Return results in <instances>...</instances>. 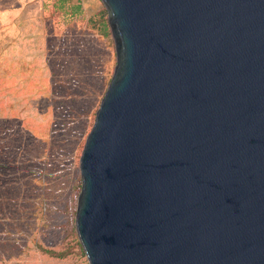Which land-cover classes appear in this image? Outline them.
I'll use <instances>...</instances> for the list:
<instances>
[{
    "label": "water",
    "instance_id": "obj_1",
    "mask_svg": "<svg viewBox=\"0 0 264 264\" xmlns=\"http://www.w3.org/2000/svg\"><path fill=\"white\" fill-rule=\"evenodd\" d=\"M116 63L80 157L89 264H264V0H100Z\"/></svg>",
    "mask_w": 264,
    "mask_h": 264
},
{
    "label": "rangeland",
    "instance_id": "obj_2",
    "mask_svg": "<svg viewBox=\"0 0 264 264\" xmlns=\"http://www.w3.org/2000/svg\"><path fill=\"white\" fill-rule=\"evenodd\" d=\"M46 0L38 61L0 111V264H89L75 229L79 157L116 63L107 11Z\"/></svg>",
    "mask_w": 264,
    "mask_h": 264
},
{
    "label": "crops",
    "instance_id": "obj_3",
    "mask_svg": "<svg viewBox=\"0 0 264 264\" xmlns=\"http://www.w3.org/2000/svg\"><path fill=\"white\" fill-rule=\"evenodd\" d=\"M47 6L46 0H0V111L1 102L13 93L12 81L19 78L24 91L26 78L32 76Z\"/></svg>",
    "mask_w": 264,
    "mask_h": 264
},
{
    "label": "trees",
    "instance_id": "obj_4",
    "mask_svg": "<svg viewBox=\"0 0 264 264\" xmlns=\"http://www.w3.org/2000/svg\"><path fill=\"white\" fill-rule=\"evenodd\" d=\"M66 1H69V0H54L52 7L54 8V10L56 12H58L60 10L64 11ZM70 7H71V13L77 14L78 12L81 11V0H77V4H75V5L71 4Z\"/></svg>",
    "mask_w": 264,
    "mask_h": 264
}]
</instances>
